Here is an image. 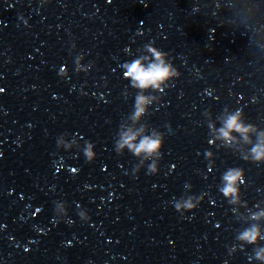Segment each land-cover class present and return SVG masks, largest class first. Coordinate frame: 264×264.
Here are the masks:
<instances>
[{"label":"clouds","instance_id":"obj_1","mask_svg":"<svg viewBox=\"0 0 264 264\" xmlns=\"http://www.w3.org/2000/svg\"><path fill=\"white\" fill-rule=\"evenodd\" d=\"M149 52L155 57V62L145 64L137 59L126 65L127 71L124 73L125 77H130L132 86L140 90H145L148 88L160 89L167 80L171 77L177 75L178 73L174 68L171 67L164 60V54L149 48ZM152 99L148 96L137 94L134 98V111L131 114L133 120H138L147 111V106L150 105ZM223 127L219 129V135L225 140L233 139L232 133H239L245 140L249 142L248 133L254 131L252 126L245 125L241 120V113L239 111L227 114L223 120ZM144 129L133 130L131 128L126 131L118 132V139L115 140V151L117 154L123 155L124 150L127 149L136 157H143L146 160L151 161L153 157H162V149L164 147V137L161 133L153 131L147 135H141ZM139 138L137 142V138ZM57 146L60 147V142L57 140ZM94 144L89 141L85 146L83 153L86 160L90 163L95 157L96 153L94 151ZM253 159L259 161L264 159V132L258 134V143L252 148ZM139 167L135 166L133 173H139ZM159 168L154 166L152 163L148 165V172L151 174H157ZM241 177V172L238 169L230 170L225 176V186L223 188V194L228 197H235L237 192L236 183ZM175 210L180 213L181 216L185 212H192L197 208V206L190 199L177 201L174 204ZM264 215V213H261ZM257 219L259 217H256ZM261 238V233L257 226H252L251 228L243 231L239 234L238 239L247 243L255 244ZM255 258L261 262H264V247L255 250Z\"/></svg>","mask_w":264,"mask_h":264}]
</instances>
